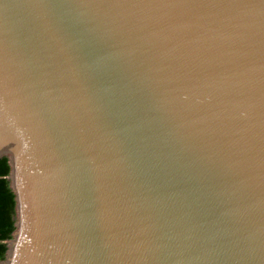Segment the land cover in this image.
Instances as JSON below:
<instances>
[{
  "label": "water",
  "instance_id": "95a60500",
  "mask_svg": "<svg viewBox=\"0 0 264 264\" xmlns=\"http://www.w3.org/2000/svg\"><path fill=\"white\" fill-rule=\"evenodd\" d=\"M0 264H264V0H0Z\"/></svg>",
  "mask_w": 264,
  "mask_h": 264
},
{
  "label": "trees",
  "instance_id": "16d2710c",
  "mask_svg": "<svg viewBox=\"0 0 264 264\" xmlns=\"http://www.w3.org/2000/svg\"><path fill=\"white\" fill-rule=\"evenodd\" d=\"M9 174L7 159L0 161V261L4 259L7 244L14 231V195L6 177Z\"/></svg>",
  "mask_w": 264,
  "mask_h": 264
}]
</instances>
